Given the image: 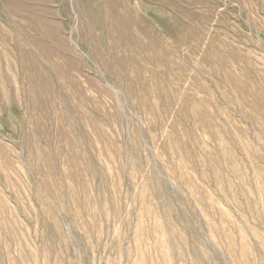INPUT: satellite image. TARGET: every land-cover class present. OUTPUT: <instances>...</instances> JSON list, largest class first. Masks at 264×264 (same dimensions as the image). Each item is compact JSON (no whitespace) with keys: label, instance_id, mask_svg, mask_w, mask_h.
<instances>
[{"label":"rangeland","instance_id":"1","mask_svg":"<svg viewBox=\"0 0 264 264\" xmlns=\"http://www.w3.org/2000/svg\"><path fill=\"white\" fill-rule=\"evenodd\" d=\"M0 264H264V0H0Z\"/></svg>","mask_w":264,"mask_h":264}]
</instances>
